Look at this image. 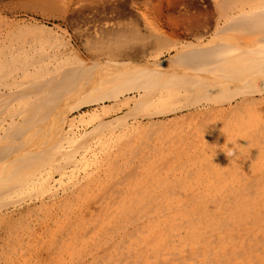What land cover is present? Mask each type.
<instances>
[{"label":"bare ground","instance_id":"1","mask_svg":"<svg viewBox=\"0 0 264 264\" xmlns=\"http://www.w3.org/2000/svg\"><path fill=\"white\" fill-rule=\"evenodd\" d=\"M0 264H264V0H0Z\"/></svg>","mask_w":264,"mask_h":264},{"label":"clouds","instance_id":"2","mask_svg":"<svg viewBox=\"0 0 264 264\" xmlns=\"http://www.w3.org/2000/svg\"><path fill=\"white\" fill-rule=\"evenodd\" d=\"M235 154H236L235 149H231V150H229L228 152H226V155H227L228 157L234 156Z\"/></svg>","mask_w":264,"mask_h":264}]
</instances>
